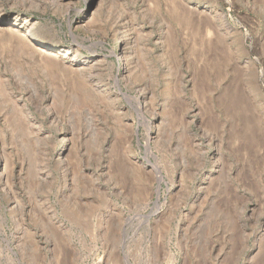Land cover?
I'll return each mask as SVG.
<instances>
[{
  "label": "rangeland",
  "instance_id": "rangeland-1",
  "mask_svg": "<svg viewBox=\"0 0 264 264\" xmlns=\"http://www.w3.org/2000/svg\"><path fill=\"white\" fill-rule=\"evenodd\" d=\"M0 264H264V0H0Z\"/></svg>",
  "mask_w": 264,
  "mask_h": 264
},
{
  "label": "bare ground",
  "instance_id": "bare-ground-1",
  "mask_svg": "<svg viewBox=\"0 0 264 264\" xmlns=\"http://www.w3.org/2000/svg\"><path fill=\"white\" fill-rule=\"evenodd\" d=\"M15 30H16V29H15ZM17 30H18V29H17ZM6 31H7V30H6ZM14 32H15V31H13V33H14ZM23 32H24L23 30H22V32H18V33L16 32L17 34H15V35H17V36L19 37V39L22 38V37H23V38H24V37L26 38V36H24V33H23ZM26 33H27V31H26ZM28 33H29V32H28ZM18 37H17V38H18ZM32 38H33L34 41H40V40H41V39L39 40L38 38H36V37H34V36H32ZM15 40H16V39H15ZM25 40H27V39H25ZM30 40H31V39H30ZM34 41L32 42V43H33L32 45L35 44ZM42 41H43V40H42ZM30 42H31V41H30ZM28 43H29V42H28ZM41 43H42V42H41ZM19 44H20V43H19ZM45 44H46V43H45ZM55 44H56V43H55ZM15 45H16V44H15ZM27 46H28V45H27ZM34 46H35V45H34ZM39 47L42 49V45H41V46L39 45ZM46 47H47V46H46ZM15 48H16V47H15ZM50 48H51V47H50ZM44 49H45V48H44ZM44 49H43V50H44ZM46 49H47V48H46ZM51 49H52V48H51ZM36 50H37V49H36ZM47 50H48V49H47ZM46 55H47V54H46ZM57 56H58V55H57ZM51 59H52V58H51ZM59 150H60V149H59ZM67 155H68V154H67ZM158 193H159V192H158Z\"/></svg>",
  "mask_w": 264,
  "mask_h": 264
}]
</instances>
